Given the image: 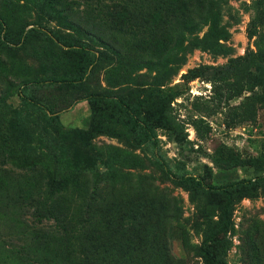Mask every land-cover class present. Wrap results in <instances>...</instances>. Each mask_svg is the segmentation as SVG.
<instances>
[{
	"label": "rangeland",
	"instance_id": "374dc122",
	"mask_svg": "<svg viewBox=\"0 0 264 264\" xmlns=\"http://www.w3.org/2000/svg\"><path fill=\"white\" fill-rule=\"evenodd\" d=\"M72 1L88 11L0 0V143L38 161L30 171L0 167V264H205L200 246L223 264H264V180L254 181L264 177V21L249 38L253 0H209L193 27L174 36L166 22L153 44L125 33L141 34L144 18L155 31L164 8L184 0H129L131 16L120 0ZM82 74L74 86L39 84ZM156 155L177 177L253 183L204 191L172 181ZM45 171L74 181L56 201V231L27 224Z\"/></svg>",
	"mask_w": 264,
	"mask_h": 264
},
{
	"label": "trees",
	"instance_id": "16d2710c",
	"mask_svg": "<svg viewBox=\"0 0 264 264\" xmlns=\"http://www.w3.org/2000/svg\"><path fill=\"white\" fill-rule=\"evenodd\" d=\"M44 1L45 3H47V5H49L53 9V11L58 10L67 14L83 15L88 11L90 6L86 2L83 5H78L76 4V2L72 0H44ZM120 1L125 5L129 16H131L133 13L136 12L131 9L132 6H130L129 0H120ZM208 1L209 0H184L181 6L165 7L162 16L158 20L159 24L158 25L155 24L151 26L152 29L155 28V31L149 32L150 31L149 26L145 24V18H144L142 25L144 29L142 30L141 34L136 32L135 30L133 34L131 28L129 29V31H126L125 37L131 40L132 38H134L135 34H139L141 36V40L139 43L141 44L143 43L148 44L151 42L152 44L156 43L159 40L166 38L163 34L164 31L171 29V27L166 28V26L169 24L166 22H172V23L175 22L176 24L174 25L175 31L173 33V35L175 36L180 32H183L184 29L188 27H193L198 17L201 18L206 16ZM251 8L254 12V16L250 18L249 21L250 26L247 34L249 38H251L255 34L257 27L262 26V23L264 21V14L260 12V9L264 8V0H253V2L251 3ZM98 24L101 27L106 26L105 23L104 24L98 23ZM0 28L2 30V35H3L4 27L1 24V22H0ZM107 30L111 32L113 35L115 31H117L113 27L107 28ZM46 34L51 40H53V42H56L60 47L66 50L80 51V52H86L88 50L86 47H83L81 45H75L70 42L55 41V39L51 37L50 33H46ZM170 37H172V35ZM146 53L149 56L151 54V51L148 50L146 51ZM230 67H233V65H231ZM84 76L85 74H82L81 76L72 79L41 81L39 84H44V85L59 84L64 86H74L79 84L81 80L84 78ZM185 77L188 79L196 78L198 77V71L189 70L187 71ZM235 78L237 84H239V82H241L239 71L236 73ZM150 95L151 93H148V96ZM158 96L161 97L162 95L158 94ZM20 98L23 97L20 96ZM115 102L126 114H128V116L133 117L135 112L132 109H130L126 104H124L119 99H115ZM40 108L44 111V113L46 114L47 118L50 121H55L57 119V115H58L57 113H52L47 108L42 106H40ZM140 128L146 141H148L150 145L154 147L155 142L148 127L145 125H140ZM0 133H1V126H0ZM156 159L160 170L172 181L186 184L188 186H195L208 192H219L227 195L228 190H232L235 187L245 186L253 183V181L245 180V181H236L228 185H225L223 187H213L211 185L204 184L203 181L198 178L177 177L170 171V169L167 167L164 161L157 155H156ZM37 163L38 161L36 159L23 158L20 155H18L16 149L13 146H11V144L3 143V142L0 143V167L9 166L10 168L18 171H30L37 167ZM257 180L262 181L264 180V177L255 179L254 181ZM72 185H74V181L70 180L68 177L55 178L48 171H45L41 194L37 198H31V201L26 204L28 226L33 230H39L40 228H43L46 223H49L50 224L49 227L53 228V231H56V229L59 228V224H60V215L56 208V201L59 198V196ZM226 206L227 204H224L221 211L222 226L220 228V231L226 230L228 226ZM63 248L67 252L70 259L73 260L76 258L75 257L76 253L71 247V243L69 241H67L66 244L63 245ZM198 250L200 257L205 264H223L221 261L214 259L210 255L206 247L200 246Z\"/></svg>",
	"mask_w": 264,
	"mask_h": 264
}]
</instances>
